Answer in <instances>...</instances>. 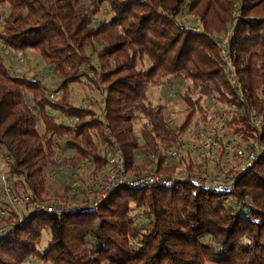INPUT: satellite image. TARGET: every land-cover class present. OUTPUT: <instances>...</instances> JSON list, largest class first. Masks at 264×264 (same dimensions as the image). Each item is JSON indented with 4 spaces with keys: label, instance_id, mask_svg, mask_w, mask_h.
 Here are the masks:
<instances>
[{
    "label": "trees",
    "instance_id": "trees-1",
    "mask_svg": "<svg viewBox=\"0 0 264 264\" xmlns=\"http://www.w3.org/2000/svg\"><path fill=\"white\" fill-rule=\"evenodd\" d=\"M227 32L242 94L218 43ZM3 44L37 54L60 97L49 98L51 86L30 65H7ZM77 83L94 93L85 103L72 100ZM165 83L185 84L181 124L149 96ZM259 91L264 0H0V151L10 158L15 188L31 203L89 201L66 187L49 197L47 174L56 156L63 163L92 160L93 172L102 171L113 148L106 127L132 174L188 171L170 186L114 188L96 207L30 212L0 238V264H264V155L238 173L232 192L200 181L205 164L197 157H163L195 117L204 120L210 98L231 110L228 132L264 142ZM245 111H255L258 121Z\"/></svg>",
    "mask_w": 264,
    "mask_h": 264
},
{
    "label": "built area",
    "instance_id": "built-area-1",
    "mask_svg": "<svg viewBox=\"0 0 264 264\" xmlns=\"http://www.w3.org/2000/svg\"><path fill=\"white\" fill-rule=\"evenodd\" d=\"M228 36L218 40L221 53L228 61V77L237 91L242 94L238 72L228 60ZM7 55L11 53L12 60H24L25 54L11 49L3 44ZM169 99L176 95L173 85L166 90ZM264 100V93L258 92ZM61 91L51 89L49 98H59ZM86 102V100H85ZM214 98L206 102L205 118L196 127V134L192 140H182L177 147L168 148L164 152V161L173 163L186 155L195 156L205 166L197 172V178L204 183L225 191H234L238 173L253 166L264 155V142L261 140H244L239 135L228 132V119L231 116L229 108L215 107ZM105 98H101L100 105L104 106ZM176 112L171 113V121ZM251 123L258 121L255 111H245ZM102 117L101 112L95 115ZM73 117L66 116L64 122L71 126ZM106 131L113 142L112 150L104 153L106 165L100 172H93L92 160H79L63 163L62 156L55 157V165L48 170L47 179L59 182L68 188V192L75 198L86 196L89 201L79 206L56 201L54 203H31V196L23 189H16L13 179L8 173L10 158L0 151V238L8 234L15 224L26 221L30 212H44L62 215L86 207L98 206L114 188L131 187L142 188L151 184L163 186L173 185L181 176L188 173L184 170L181 176L177 174H163L156 171H146L132 174L126 164L124 153L111 129ZM140 140V137H138ZM69 149L68 152H70ZM155 155L145 154V159L154 158ZM97 174V175H96ZM91 176V177H90ZM5 221V222H2Z\"/></svg>",
    "mask_w": 264,
    "mask_h": 264
},
{
    "label": "rangeland",
    "instance_id": "rangeland-1",
    "mask_svg": "<svg viewBox=\"0 0 264 264\" xmlns=\"http://www.w3.org/2000/svg\"><path fill=\"white\" fill-rule=\"evenodd\" d=\"M227 34H229L228 36V39H229L231 35L229 32H227L226 35L222 36L221 38L226 37ZM27 59H29L28 63H27ZM6 63L7 65L11 64L13 65V67H16V68H18L19 66L24 68L30 65V68H33L35 69V71L39 72L38 76L40 77L41 75L40 78H43V80L49 86H51V89H55L57 87L56 83H54L53 80L50 78V75L46 73L45 63L41 60V58L37 54H34L31 51L27 53V56H25L24 60H12L11 53H9V55L6 54ZM23 64H27V65H23ZM170 85L172 84L165 83L163 87L151 89L149 92V96L153 100V102L166 103L172 112L173 111L176 112V115L173 117L174 123L181 124L184 122V119L186 117L187 110H188L187 105L185 104V102L183 101L181 97V94H183L186 91L185 84L182 86L175 84L174 87L176 90V95L173 98L168 99L166 97V93H167L166 90ZM71 94H72V100L76 104H79L81 102L85 103V100L90 98L88 96H91L94 93L90 90V86L86 85L85 83H77L71 86ZM65 117L66 116H63L62 119L65 120ZM201 121L202 120H200L198 117H195L193 119L192 123L185 129L183 140H192L195 137L196 127L199 125ZM138 125H140V123H138ZM193 157L195 158V156ZM194 160L195 162L197 161V159H194ZM92 174H94V172H92ZM47 184L49 185L47 187L48 189L47 195L49 197L52 196L54 192H58V191L60 192L61 189L66 190V188H64V186L59 182H51L48 180ZM48 238H49V234L46 232H43V240H42L43 245L46 244V242L48 241ZM209 264H212V263H209Z\"/></svg>",
    "mask_w": 264,
    "mask_h": 264
}]
</instances>
